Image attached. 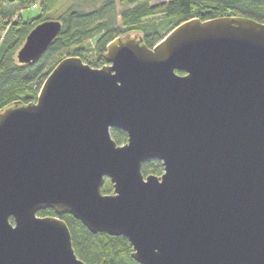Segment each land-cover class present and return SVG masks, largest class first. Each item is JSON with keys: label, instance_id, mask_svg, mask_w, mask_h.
<instances>
[{"label": "water", "instance_id": "95a60500", "mask_svg": "<svg viewBox=\"0 0 264 264\" xmlns=\"http://www.w3.org/2000/svg\"><path fill=\"white\" fill-rule=\"evenodd\" d=\"M62 26L38 25L18 61ZM104 59L67 57L36 102L0 111V264H86L48 209L125 237L140 264H264V23L191 19L152 48L117 37ZM152 160L162 176L143 175Z\"/></svg>", "mask_w": 264, "mask_h": 264}, {"label": "trees", "instance_id": "16d2710c", "mask_svg": "<svg viewBox=\"0 0 264 264\" xmlns=\"http://www.w3.org/2000/svg\"><path fill=\"white\" fill-rule=\"evenodd\" d=\"M72 0L71 7L58 19L62 30L46 53L36 62L21 64L17 55L28 35L47 17L61 0L0 1V111L15 102L36 101L38 91L55 67L65 58L80 57L93 68H102L108 44L117 37L139 35L152 48L174 28L191 19L202 21L221 17H248L264 23V0ZM41 9V14L24 21L21 11L28 6ZM6 21V23H4ZM94 42L102 65H93L86 58L87 46ZM100 62V63H101ZM183 75V72H178ZM111 135L118 145L127 143L124 131L113 128ZM143 175L162 176L164 167L158 160L144 163ZM113 185L106 180L104 194H111ZM40 217L57 216L69 227L75 253L86 264H140L133 258V249L125 237L105 233L93 234L70 214L58 215L54 210L40 211Z\"/></svg>", "mask_w": 264, "mask_h": 264}, {"label": "rangeland", "instance_id": "374dc122", "mask_svg": "<svg viewBox=\"0 0 264 264\" xmlns=\"http://www.w3.org/2000/svg\"><path fill=\"white\" fill-rule=\"evenodd\" d=\"M162 2H163V0H152L151 1L152 4H158V3H162ZM71 5H72V0H61V2L54 9H52L48 12L47 17L50 20L58 21V19L71 7ZM40 14H41V9L40 8H33L32 6H28L21 11V15H22V18L24 21L34 19V18L38 17ZM4 23H6V21ZM1 26L3 27L4 24L2 23ZM86 58L88 59V62L90 64L102 65V62L100 60V55L95 51L94 42H91L87 46ZM40 91L41 90H39L38 92L40 93ZM39 93L37 95V98L39 96ZM37 98H36V100H37Z\"/></svg>", "mask_w": 264, "mask_h": 264}, {"label": "built area", "instance_id": "2783aa9c", "mask_svg": "<svg viewBox=\"0 0 264 264\" xmlns=\"http://www.w3.org/2000/svg\"><path fill=\"white\" fill-rule=\"evenodd\" d=\"M33 8H36V5H34Z\"/></svg>", "mask_w": 264, "mask_h": 264}]
</instances>
